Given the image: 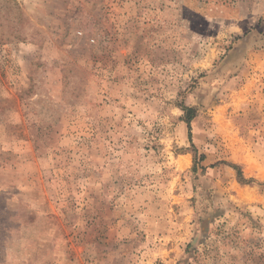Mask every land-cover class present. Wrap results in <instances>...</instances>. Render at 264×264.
Here are the masks:
<instances>
[{"label": "rangeland", "instance_id": "rangeland-1", "mask_svg": "<svg viewBox=\"0 0 264 264\" xmlns=\"http://www.w3.org/2000/svg\"><path fill=\"white\" fill-rule=\"evenodd\" d=\"M0 264H264V0H0Z\"/></svg>", "mask_w": 264, "mask_h": 264}, {"label": "trees", "instance_id": "trees-1", "mask_svg": "<svg viewBox=\"0 0 264 264\" xmlns=\"http://www.w3.org/2000/svg\"><path fill=\"white\" fill-rule=\"evenodd\" d=\"M184 110V113H185V116H184V120L185 122L187 123L189 129H191V123L192 121L196 118V114H195V111L192 109V108H187V107H184L183 108ZM192 147L194 148L193 151H194V159H195V169H196V165H197V160H198V151L195 149V146L192 145ZM204 158L203 155L201 156V159ZM201 162V161H200ZM240 182L246 184V183H249V181H246L243 177H240ZM190 247V245H189Z\"/></svg>", "mask_w": 264, "mask_h": 264}]
</instances>
